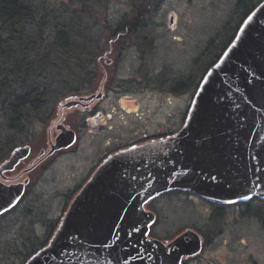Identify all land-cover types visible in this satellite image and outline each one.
<instances>
[{"label": "flooded vegetation", "instance_id": "af4514ba", "mask_svg": "<svg viewBox=\"0 0 264 264\" xmlns=\"http://www.w3.org/2000/svg\"><path fill=\"white\" fill-rule=\"evenodd\" d=\"M263 3L255 1L246 10L234 36L215 53L187 101L180 86L190 69L182 72L178 59L174 62L169 56L141 71L148 56L163 54L149 36L148 43L142 37L134 40L149 27L141 24L147 11L137 13L132 23L97 26L96 41L86 46L92 57L80 87L70 95L76 105L64 108L66 98L57 104V115L47 125L45 143L37 152L33 131L32 139L15 146L0 163L9 161L17 149H28L12 170L0 174L5 185L22 187L17 201L0 213L1 219L29 200L34 176L53 156L70 152L83 135L91 155L96 146L82 181L66 196L59 216L46 222L42 212L43 240L35 229L31 243L20 238L27 250L21 264H203L223 221L238 225L260 216L249 210L264 204V193L254 194L259 170L254 154L261 153L264 135V29H259L255 46L247 42L235 58L223 57ZM174 23L171 16L164 31L168 38ZM260 23L264 26V16ZM104 45L110 46L104 50ZM158 74L163 77L158 79ZM123 81L136 82L140 90L125 91ZM136 97L144 98L148 106ZM172 109L177 116L168 123ZM61 127L73 131L75 141L50 154L64 133ZM189 134L194 135L192 143L186 140ZM191 172L203 180L202 193L193 185L181 186ZM176 179L177 186L141 201L150 184L169 185ZM182 201L188 206H181ZM189 204L201 206L206 221L184 222V214L202 213ZM27 210L34 218L31 208ZM242 264L258 262L250 259Z\"/></svg>", "mask_w": 264, "mask_h": 264}, {"label": "rangeland", "instance_id": "374dc122", "mask_svg": "<svg viewBox=\"0 0 264 264\" xmlns=\"http://www.w3.org/2000/svg\"><path fill=\"white\" fill-rule=\"evenodd\" d=\"M17 1L20 7H28L32 13L31 18L21 21L22 23L18 25L19 28L15 32L17 36L22 35L23 32L25 34L17 47L20 49L24 47L28 50L26 51L27 64L33 63L29 66L33 78L30 74L22 77L21 80L8 78L5 89L6 92H13V95L23 94L21 88L24 86V79L28 77L26 85L35 86L38 89L36 101L39 111L26 113L25 121L19 130L11 127L8 110L4 117L0 116V162L15 146L23 143L24 140L27 142V139L32 137L33 131L35 152L43 147L46 127L57 115V104L65 98L66 100L72 99L70 98L72 90L80 87L82 76L88 65V58L92 57L86 49L79 54L84 46L88 48L91 42L96 41L93 34L92 38L87 35L88 29L96 33L97 26L100 28L101 26L108 27V24L110 26L128 24L137 13L147 11L146 21L141 24L149 27L146 32L142 33V36L139 35L134 40L143 39L146 43L150 39L156 40L158 50L165 55L161 54L153 59L152 56H148L146 68L141 71L147 72L150 65L166 58L171 57L174 62L178 59V66L182 72L190 69L183 77L184 85L180 86L185 92L187 101L193 96L200 77L211 59L216 57L215 53L228 42L231 35L234 36L237 30L235 28L241 23L242 17H245L246 10L252 8L255 1V5L260 2V0ZM171 16L175 18V30L168 38L164 31L169 25ZM161 26L164 28H160ZM108 30L107 28L106 31ZM157 30L159 32L156 37ZM146 36L150 38L145 40ZM153 36L156 38L154 39ZM9 37L11 36L6 32L5 38L9 39ZM25 37L29 40L26 44H24ZM109 46L104 45V50ZM93 56L96 55L93 54ZM196 61L200 63L192 69ZM17 65L14 63L11 69L13 70ZM162 77V74L157 75L158 79ZM123 84L125 91L140 90L136 82L132 84L123 81ZM136 98L144 107L148 106V103L142 101L144 98L142 100L141 97ZM12 102L13 99H9L8 104ZM5 107L8 109L9 106ZM172 111L173 109L169 111L168 123L174 121L177 116ZM122 131L125 129L119 130L123 134ZM101 140L96 139L95 141L100 142ZM87 142L88 140L83 135L79 141L80 144L78 143L70 152L57 154L45 163L34 176L35 182L30 189L29 200L23 203L22 208L18 207L7 217L0 219V264H21L23 253L27 250L21 245L20 238L24 237L25 242L31 243L29 239H32L33 229L43 240L46 231L43 223L45 220L46 222L53 221L59 216L66 196L72 193L82 181L85 170L89 166L87 162L95 155L96 146L94 145L91 155L92 151L86 147ZM183 204L182 201L181 206H188ZM192 207L202 213L195 216L190 213L184 214L186 219L183 220V216L180 218L184 222L195 224L206 221L207 217L203 215L201 206L193 204ZM30 208L35 215L34 218L27 213L29 212L27 209ZM249 211L258 212L260 216L256 219L246 218L238 225L233 222L231 224L228 220L223 221V228L214 236L213 246L207 253V259L205 258L203 264H242L250 259L256 260L258 264H264V226H261V222H264V204L252 205ZM42 212L45 214L43 215L45 220L41 223Z\"/></svg>", "mask_w": 264, "mask_h": 264}, {"label": "trees", "instance_id": "16d2710c", "mask_svg": "<svg viewBox=\"0 0 264 264\" xmlns=\"http://www.w3.org/2000/svg\"><path fill=\"white\" fill-rule=\"evenodd\" d=\"M31 16V10L28 7H20L16 0H3V2H0V116L4 117L6 110H8L9 119L11 120L12 125L11 127L14 130L22 128L21 124L25 121L24 118L26 117V113H36L39 111V105L36 101V92H38V89L35 86L26 85L28 83V77L26 80L24 79V86L21 88L23 94L13 95V92H6L7 90L5 89L8 84L6 79L13 77L14 79L21 80L22 77L24 78V76H27L28 74L32 75L29 66L33 63L27 64L28 50L24 47L21 49L17 47V45L21 43L25 34L23 32L22 35L18 34L17 36L15 32L19 28L18 25L22 23L21 21H25L31 18ZM6 32L11 36L9 39L5 38ZM92 34L93 32L88 29L87 35L92 38ZM28 36L29 35H27V37ZM27 37H25V41L23 40L25 43H22L26 44L29 42ZM13 41L15 42L12 43ZM85 49L86 46L82 48L79 54L83 53ZM14 63H17L18 65L12 70L11 67ZM20 75L21 78H19ZM78 88H74L72 92ZM9 99H13L11 104H8ZM4 105L9 106L8 109H6Z\"/></svg>", "mask_w": 264, "mask_h": 264}, {"label": "water", "instance_id": "95a60500", "mask_svg": "<svg viewBox=\"0 0 264 264\" xmlns=\"http://www.w3.org/2000/svg\"><path fill=\"white\" fill-rule=\"evenodd\" d=\"M264 16V3L247 19V21L242 26L238 36L236 37L234 43L229 48V50L224 55V60L228 58L227 60L231 58H235L237 56V53L242 49L243 45H245L248 42L249 44H254V46L257 44L259 38L257 37L259 29L263 30L264 26L260 23V18ZM254 51L252 53L249 52V57L252 59L254 58ZM73 105H76V103H73L71 100H67L64 103V108L71 109ZM64 130V133L56 140V145L52 146V150L50 151V154L53 153L55 150L66 148L73 144L75 141V134L73 131H67L64 127H61ZM194 135H186V140L192 143L194 141ZM261 146V153L258 154L255 151L254 154V160L258 163V174L256 176L257 184L254 188V194H258L260 197H263L261 191L264 193V135L262 137V143L259 144V147ZM260 150L258 152H260ZM28 152V149H17L13 156L10 158L9 161L5 162L0 166V174L2 175L6 171L12 170L17 162L19 161L20 157L23 155H26ZM258 159V160H257ZM186 182L181 184V186L184 185V187H190L187 184H190L191 186H194V189L198 192L202 193L205 189L203 180L200 179V176L197 175L194 172L189 173L187 176H185ZM178 179H176L173 184L167 185L166 182L162 183H153L150 184L146 189L143 190L141 195V201H145L148 198L153 197L160 191L164 189H168V187H174L177 186ZM0 187L9 188L13 193L19 192V195L16 197L15 200L12 201L11 204H7V202L4 203L3 206H0V213L7 209L8 206H11L13 203H15L18 199V197L21 194V186L19 185H5L0 181ZM261 188V189H260ZM261 190V191H260ZM260 191V192H259ZM8 205V206H7Z\"/></svg>", "mask_w": 264, "mask_h": 264}, {"label": "snow or ice", "instance_id": "6c2138e0", "mask_svg": "<svg viewBox=\"0 0 264 264\" xmlns=\"http://www.w3.org/2000/svg\"><path fill=\"white\" fill-rule=\"evenodd\" d=\"M217 67H219V65H217ZM18 195L19 192L13 193L9 188L0 187V206H3L5 202H7V204H11ZM178 242L179 238L177 240V243Z\"/></svg>", "mask_w": 264, "mask_h": 264}]
</instances>
